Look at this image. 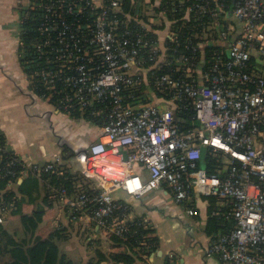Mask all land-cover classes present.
Segmentation results:
<instances>
[{"label": "built area", "instance_id": "built-area-1", "mask_svg": "<svg viewBox=\"0 0 264 264\" xmlns=\"http://www.w3.org/2000/svg\"><path fill=\"white\" fill-rule=\"evenodd\" d=\"M123 1L61 0L75 17L87 15L86 21L69 23L43 14L40 30L49 34L37 49L57 69L36 72L46 88L41 98L52 102L59 94L66 108L82 110L98 102L109 111L99 140L76 154L81 172L96 181L98 192L66 197L64 205L75 211L91 209V220L98 225H107L112 217L108 224L120 233L128 215L116 214L122 207L127 209L115 196L117 191L137 197L169 192L192 217L194 209L184 203L192 199L187 189L191 185L196 195L219 197L217 204L228 207L227 218L235 221L234 228L212 240L206 257L229 264H264V0H193L187 11L196 20L208 17L207 27L226 43L228 57H217L193 77L181 56V67L193 78L157 76L158 90L167 98L157 97L154 90L127 96L126 90L147 81L146 72L161 67L166 57L160 48L163 41L159 46L149 40L141 27L136 35L127 27L119 34L117 29L124 23L111 14L121 11ZM150 1L143 7L159 24L163 14L155 15ZM184 2L173 0L172 6L176 9ZM54 4L46 5L47 11L54 13ZM54 31L58 33L52 36ZM167 35L176 41L175 32ZM179 107L195 110L185 129L178 122ZM203 147L229 155L220 173L198 167ZM137 164L144 166L147 177L135 171ZM31 167L49 171L55 162ZM8 213V208L0 207L1 223ZM188 229L193 234L195 225L190 223Z\"/></svg>", "mask_w": 264, "mask_h": 264}, {"label": "trees", "instance_id": "trees-1", "mask_svg": "<svg viewBox=\"0 0 264 264\" xmlns=\"http://www.w3.org/2000/svg\"><path fill=\"white\" fill-rule=\"evenodd\" d=\"M145 1L147 0H124L121 11L113 12L111 16L119 18L124 23L117 29L119 34H122L127 27L135 31L136 35L137 28L141 27L148 32L149 40L153 39L159 46L160 41H163L160 48L166 60L161 59V67H152L153 69L146 72L147 81L129 87L126 90L127 96L154 90L157 97L167 98V93L158 90L159 86L155 82L157 76L170 74L174 78L183 77L189 80L194 75L198 77L217 57L227 59L226 43L220 41L215 29L211 30L207 27L208 17L204 16L196 20L193 13L187 11L193 0H185L179 6L176 4V9L172 6L173 0H160L159 3L156 2L157 0H151L154 14H163L159 24H154L150 15L146 13L143 7ZM34 3L35 5L32 6L31 4ZM53 3H55L54 13L47 11L45 7ZM17 10L19 11L17 29L19 61L31 79L34 90L38 94H43L46 88L36 72H40L42 68L57 69L56 65L47 63L46 55H42L37 49L38 42L49 34L40 30L43 14L45 18L54 17L57 21L65 19L69 23L73 20L86 21L87 15L79 14L75 17L67 11L61 0H23L19 2ZM169 31L176 33V41L167 37ZM57 33L58 31H54L51 35L55 36ZM54 45L56 44L53 43L52 48ZM181 56L186 58L187 66H191L193 77H188L186 70L181 67L183 62L179 60ZM149 65L150 63H147L146 67ZM34 73L36 75L32 79L31 75ZM59 86L62 84L60 83ZM60 96L54 95L51 101L74 118L84 119L102 127L109 112L103 104L94 102L82 110L79 107L66 108L61 104ZM177 115L180 117L178 122L181 128L185 129L189 121L194 119L195 110L179 107ZM0 143L2 145L0 147V207L9 209L5 222H0V264H148L147 259L159 250L160 239L144 216L127 218L126 229L120 233L108 224L112 219L109 217L107 225H98L92 220L91 224L94 226L92 231L97 233L98 237L91 235L87 237L85 246L89 258L80 263L71 258L61 249L59 243L70 240L71 227L81 225L83 216L87 213L91 215V209L75 211L65 206L70 222L67 225H56L57 204L62 203L66 197H77L83 192H98L96 181L85 177L82 172H72L61 163H55L53 170L35 171L32 167H27L17 154L6 146L2 134H0ZM64 152L70 156L77 154L66 146ZM225 154L222 150L203 147L198 167L206 169L211 174L220 173L225 168ZM25 172L28 173V177L19 184V179ZM184 179L190 185L191 179L187 176ZM41 187L43 191L40 194L35 193ZM187 189L192 199L184 203L186 207L194 209L195 214L192 217L200 219L196 199L201 195H196L191 185ZM201 197L209 203L205 231L213 240L221 233L234 228L235 221L227 218L228 207L217 204L219 197L216 195ZM123 204L127 209L122 207L116 212L122 218L130 212L129 205L124 201ZM16 221H20L22 227ZM85 226L90 229L92 227L89 224ZM172 260L166 257L163 264H171Z\"/></svg>", "mask_w": 264, "mask_h": 264}, {"label": "crops", "instance_id": "crops-1", "mask_svg": "<svg viewBox=\"0 0 264 264\" xmlns=\"http://www.w3.org/2000/svg\"><path fill=\"white\" fill-rule=\"evenodd\" d=\"M20 1L23 0H0V134L5 138L6 146L27 167L55 162L65 164L72 172H81L76 155L65 153L64 147L75 153L88 147L99 140L101 126L74 118L55 103L41 98L34 90L31 79L19 61L17 7ZM134 169L147 177L142 164L135 165ZM27 177L28 173L25 172L19 184ZM42 187L35 193L40 194ZM115 196L129 205L128 218L144 216L156 230L160 248L147 259L148 264H163L166 257L173 259L171 264H229L218 257L207 258L205 255L213 240L205 231L208 200L197 196L196 207L200 215V219H197L188 217L186 208L166 191L137 197L121 190ZM57 207L55 224L67 225L70 222L67 208L63 202ZM189 220L196 227L193 234L188 229ZM72 241L74 246L69 250L78 248V252H74L78 260L79 257L81 260L88 258L81 241Z\"/></svg>", "mask_w": 264, "mask_h": 264}, {"label": "rangeland", "instance_id": "rangeland-1", "mask_svg": "<svg viewBox=\"0 0 264 264\" xmlns=\"http://www.w3.org/2000/svg\"><path fill=\"white\" fill-rule=\"evenodd\" d=\"M154 102L157 103V104H161V105H159L161 107H168V105L166 103H163L162 101H158V99H154ZM154 102H152V103H154ZM224 161L226 163H228L230 161V157H229L228 154L224 155ZM81 221H82L81 225L79 224L78 227L75 226V225L71 227V238H70V240H68L66 242H63V243H59L61 249L64 252H66L71 258H73L74 260H77L79 263L82 262V261H86L89 257L88 258L85 257L82 260L79 257V260H78V258H77L78 256L76 255V253L78 252V251L76 252V250L78 248H76L75 251L74 250L73 251L69 250L70 247L74 246V244H72L73 243L72 240L81 241V243L84 245V247H86L85 244L87 243V237L89 238L90 235L93 236V237H98V235L95 236L94 232L92 231V230H94V226H92L93 224H91L92 220H91V215L90 214L87 213L86 215H84ZM189 222H190V220L188 221V225L190 224ZM16 223H18L20 225V227H22L21 224H20V221H16ZM85 223H88L89 226H92L91 229L87 228L85 226ZM195 229H196V227H195ZM196 234H197V231H196ZM74 252H76V253H74Z\"/></svg>", "mask_w": 264, "mask_h": 264}, {"label": "water", "instance_id": "water-1", "mask_svg": "<svg viewBox=\"0 0 264 264\" xmlns=\"http://www.w3.org/2000/svg\"><path fill=\"white\" fill-rule=\"evenodd\" d=\"M86 148H87V147H86ZM86 148H84V149H86ZM84 149H81V150H84ZM79 151H80V150H79ZM79 151H78V152H79Z\"/></svg>", "mask_w": 264, "mask_h": 264}]
</instances>
